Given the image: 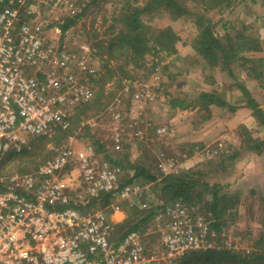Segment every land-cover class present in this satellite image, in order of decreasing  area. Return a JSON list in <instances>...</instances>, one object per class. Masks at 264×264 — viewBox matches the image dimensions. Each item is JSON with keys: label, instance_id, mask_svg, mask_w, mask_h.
I'll return each mask as SVG.
<instances>
[{"label": "rangeland", "instance_id": "1", "mask_svg": "<svg viewBox=\"0 0 264 264\" xmlns=\"http://www.w3.org/2000/svg\"><path fill=\"white\" fill-rule=\"evenodd\" d=\"M153 1L67 0L54 5L41 0L36 4V27L48 38L59 39L68 49H77L87 43L93 51L94 69H99L100 78L104 76L105 58L98 49L100 45L108 46L109 40L116 35L120 25L114 18L118 13L139 7L145 28L156 34L170 27L180 40L177 53L171 57L152 51L138 67L128 65L118 69L110 63L115 68L114 77L103 88L98 86L97 107L80 109L66 136L53 139V135L37 143L38 149L31 158L24 156L11 161L10 154L6 155V163L0 166V179L9 182L16 173H33L43 161L69 147L80 150L93 145L98 160L95 166L99 168L107 162L111 168L119 167L121 184L126 182L124 180H132L133 168L141 164L151 175L157 176L158 182H149L143 175L133 178L141 191L121 203L122 223L130 206L138 211L137 222L152 213L153 217L140 223L136 231L147 251L156 254L162 244L163 227L157 220V212L161 203H169L163 198L165 195L159 185L167 176L191 173L199 185L186 204L211 227L210 241L214 247L207 250L249 255L264 245L260 241L264 238V149L263 153H258L249 148L252 144L243 128L253 139L264 142V126L249 102L258 108L260 104L243 85L250 74L248 69L254 67L264 74V60L253 58L255 62L246 65L236 60L229 67L223 64L211 67L200 57L195 44L200 36L195 14H203L202 6L192 0H177L190 12L175 17L164 6L152 5ZM228 11H212L207 15L215 36L225 38L229 32L235 36L246 27L253 41L260 45L258 27L249 28L250 25L240 19L228 21ZM236 11L240 12L241 7ZM65 26L69 27L64 30ZM205 92L215 94L228 105H207L200 101V95ZM175 99L188 102L190 107L173 109L170 104ZM244 111L254 119L249 125L243 123ZM68 171L75 175L81 173L77 163ZM213 186L236 200V204L229 206L219 218L214 217L210 204L205 205V201H212ZM84 189L81 182L75 184L71 199H83ZM213 223H220V228ZM128 230L129 226L124 224L119 231L125 236Z\"/></svg>", "mask_w": 264, "mask_h": 264}, {"label": "built area", "instance_id": "2", "mask_svg": "<svg viewBox=\"0 0 264 264\" xmlns=\"http://www.w3.org/2000/svg\"><path fill=\"white\" fill-rule=\"evenodd\" d=\"M40 2L0 0V166L6 155L30 152L36 140L69 131L77 109L96 95L100 75L91 47L84 42L68 49L41 32ZM97 162L93 145L69 147L33 173L0 179V264H172L187 252L214 247L207 220L180 200L159 206V253L150 254L136 230L116 238L121 203L141 188L135 181L121 184L119 167L105 162L97 168ZM75 163L77 175L68 171ZM80 182L86 196L73 200ZM107 199L108 206L90 209V202Z\"/></svg>", "mask_w": 264, "mask_h": 264}, {"label": "trees", "instance_id": "3", "mask_svg": "<svg viewBox=\"0 0 264 264\" xmlns=\"http://www.w3.org/2000/svg\"><path fill=\"white\" fill-rule=\"evenodd\" d=\"M238 0H192L194 4L197 6H202L201 11L203 14H195L196 23L200 27V36L196 40V50L200 57L203 60L208 61L211 67H221L223 64L227 67L233 64L236 60H242L243 65H246L248 62H255V59L246 57L248 53H254L260 51V45H257L256 41H253L252 36L249 34V29L243 27L242 33L237 32L235 36H231L230 32L225 36V38H220L215 36L213 32V24H211L210 17H207L209 13L212 11L230 12L232 8L236 5ZM152 5L155 7L164 6L168 11H171L175 17H180L184 14L189 13L190 11L186 8L182 3L177 0H154ZM153 6V7H154ZM139 7H134L133 9L127 10L128 12L118 13L116 14L117 18L115 22H117L120 27L116 31V35L114 38L109 40L108 46H99V54L104 59L103 69L104 76L96 80V86L98 90V86L104 87L105 83L111 80L114 77L115 68H112L110 63H113L115 67L118 69H122L124 66L133 65L138 67V63L145 59V56L148 52L155 51L157 53L165 54L167 57H171L177 53V44L180 38L173 32V29L168 27L165 28L156 34H153L152 31L145 28L144 23L141 19L142 11L137 9ZM197 25V26H198ZM69 26H65L64 30H66ZM249 34V35H247ZM234 37L232 39L231 37ZM227 39V42L225 41ZM250 76L254 77L257 81L264 84L263 73H258L256 68H251ZM96 90V94L97 91ZM101 95V90L99 91ZM247 94V93H246ZM96 98V95H95ZM86 105L81 106L77 109V112L86 107V109H91L93 106L97 107L99 102L98 97ZM200 101L206 103L207 105H218V106H227L226 102L221 100L218 96H215L213 93L205 92L200 95ZM249 105L254 110V115L260 121V124L264 126V112L260 110L256 104L249 102ZM170 106L173 109L181 108L188 109L190 104L186 101H182L180 99H175L172 101ZM77 114V113H76ZM76 115L74 116V118ZM73 118V120H74ZM243 131H245V135L248 139V142L252 144V150L263 153L264 142L253 139L251 133L244 127ZM68 131L58 130L54 138H58L59 135L66 136ZM42 140H46V138H41L36 140L33 146L32 151L24 152L23 154L17 156L15 154H10L8 157L11 161L15 158H23L24 156H29L31 158L33 154L35 155V150H37V143H41ZM247 142V140H246ZM21 156V157H20ZM25 159V158H24ZM127 162V159L124 158ZM22 162V160H20ZM27 162H33L32 160L27 159ZM6 163V160H5ZM8 163V162H7ZM121 163V162H120ZM129 163V162H127ZM122 164V163H121ZM135 169V176L133 178L139 177V175H143L146 177L149 182L153 181L157 183V176H153L149 173V171L144 168V166L140 164V166L133 168ZM132 180H124L126 182H131ZM198 179L195 178L193 174H179L173 176H167L164 178L161 183L160 190L165 195L163 197L165 201L171 202L180 200L183 202L184 206L187 209H191L190 205L186 204L191 200L196 187L199 185ZM207 189L208 186L204 185ZM212 193V201H205V205L210 204L212 213L215 218H219V216L227 211L229 206H234L236 204V200H233L227 194H221L219 188L217 186H213L211 188ZM109 200H105V202L98 203L90 202V209L101 205L102 207L108 206ZM74 207H78L83 209L84 206L81 204H74ZM201 208L198 209V211ZM85 212L86 210H82ZM193 215H200L197 211L190 210ZM138 211L130 206L129 213L124 222L116 225V238H122L124 235L120 234V228L126 224L129 226V230H138L140 223L148 222L151 217H153L152 213L148 216L144 217L141 221L137 222ZM214 224V223H213ZM214 227L217 229L220 228V223H215ZM127 232V233H128ZM126 233V234H127ZM261 243H264V238H260ZM172 264H264V245L257 247L254 249L249 255L242 254H231L224 251H191L186 254L179 256L173 260Z\"/></svg>", "mask_w": 264, "mask_h": 264}, {"label": "crops", "instance_id": "4", "mask_svg": "<svg viewBox=\"0 0 264 264\" xmlns=\"http://www.w3.org/2000/svg\"><path fill=\"white\" fill-rule=\"evenodd\" d=\"M235 7V8H234ZM232 8L235 11L228 12V21L238 20L244 21L250 27H258V36L260 40V51L259 53H248V58H261L264 60V0H238L236 5ZM237 7H241V11L237 12ZM231 24V23H230ZM250 70L248 69L249 73ZM247 91L252 97L260 104L259 108L264 111V84L259 83L254 77L248 75L244 85ZM235 89V87L233 88ZM235 93V91H234ZM245 109V108H244ZM246 114V119L243 123L249 125V122H253L254 119L251 114ZM255 125V124H254ZM250 127V126H249Z\"/></svg>", "mask_w": 264, "mask_h": 264}]
</instances>
